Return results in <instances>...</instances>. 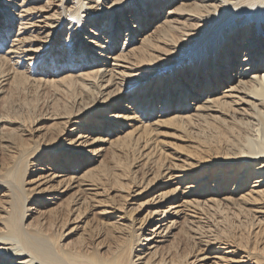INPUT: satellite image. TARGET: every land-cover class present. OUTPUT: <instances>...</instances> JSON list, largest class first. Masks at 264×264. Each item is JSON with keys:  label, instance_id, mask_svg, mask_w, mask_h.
<instances>
[{"label": "bare ground", "instance_id": "bare-ground-1", "mask_svg": "<svg viewBox=\"0 0 264 264\" xmlns=\"http://www.w3.org/2000/svg\"><path fill=\"white\" fill-rule=\"evenodd\" d=\"M0 264H264V0H0Z\"/></svg>", "mask_w": 264, "mask_h": 264}, {"label": "rangeland", "instance_id": "rangeland-1", "mask_svg": "<svg viewBox=\"0 0 264 264\" xmlns=\"http://www.w3.org/2000/svg\"><path fill=\"white\" fill-rule=\"evenodd\" d=\"M124 37H121L120 38V42H119V44L121 45L122 44V42L124 41V39H123ZM242 56L243 55H240V56H238V59H240V58H242ZM169 76H166V75H162L161 77H160V79H159V82H161V83H164L165 81H168L169 79ZM176 82L180 85V86H183V87H185V84H182L181 82H180V80H178V78L176 77ZM65 85V84H64ZM61 86H63V85H61ZM226 85H224L223 86V88L225 87ZM160 87L163 89H165L166 91L165 92H160L159 94H158V96L156 97V100H155V103H154V106H153V109H157V110H159L158 109V105L161 103V98L163 99V98H166V96H168L169 98H170V100H171V102H172V107H174L176 104V102L178 101V104L180 105V97H181V95H179L177 92H175V90L173 89V88H169V86H163V85H160ZM30 90V88L27 90V91H29ZM55 91L56 90H53L52 88H51V86H38V87H36L34 90H31V92H29L26 96L23 94V93H18L17 94V97L20 99V100H22L21 102H16L15 101V105H14V108H15V110H17L18 112H16L17 114H19V115H22V116H25L24 114H22V113H27V111L28 110H32L33 112L32 113H34V115H39V114H45V113H47L50 109H51V107H54V104L56 105L57 104V106L58 105H60L61 104V102H59V100H61L62 99V96H61V93H58V94H56L55 93ZM16 92V91H15ZM15 92H14V94L12 95V97H11V99L14 97V95H15ZM194 96H196V94H194ZM11 99H10V101H11ZM185 99V101H186V104L188 103V101L190 102L191 100L188 98V97H186V98H184ZM15 100H16V97H15ZM10 101H9V103H10ZM23 101H27V102H29V104H27V105H25V103H23ZM59 103H58V102ZM56 102V103H55ZM8 103V104H9ZM8 104H7V106H8ZM19 104H23L22 106L21 105H19ZM52 104H53V106H52ZM143 104V101H139L138 102V105H142ZM189 104V103H188ZM6 106V107H7ZM26 106V107H25ZM30 108H32V109H30ZM31 112V111H30ZM29 113V112H28ZM99 115V114H98ZM44 126V124H42V127ZM170 126L168 125V126H164V127H161V128H159L160 130H167V131H173V130H171V129H167V128H169ZM203 130H205V132L206 133H209V129H207V128H204ZM99 135H103V133H100ZM100 143H97V142H95L93 145H89V146H91V148H87V149H91V150H93V149H96L97 147H98V145H99ZM97 145V146H96ZM104 146H105V150H104V152H103V157L104 158H106L109 154H110V152H111V150H112V148L109 146V144H104ZM91 154H89V155H86L87 157H89ZM45 162V161H44ZM35 163H38V164H41V163H39V162H35ZM79 163H81V161L80 162H78V163H75V164H77V166H78V164ZM54 165H56L55 163H54ZM47 166H49L48 164H47ZM50 167V166H49ZM34 169H33V171L29 174V176L30 177H32L33 178V174H34ZM184 186V185H183ZM51 193H46V194H44V196H48V195H50ZM153 194L154 193H150L149 195H147L143 200H145V199H149V198H151L152 196H153ZM141 200H135V201H133V203H131L129 206H128V209L129 208H134V207H137L138 206V203L140 202ZM96 210H93V212L91 213L90 212V210L89 209H87V211H86V216H88V217H93V216H95L94 215V212H95ZM76 235V234H75ZM75 235H72V237L73 236H75Z\"/></svg>", "mask_w": 264, "mask_h": 264}]
</instances>
